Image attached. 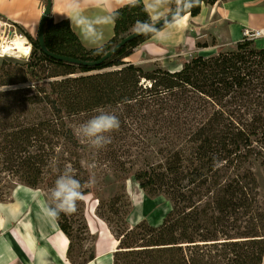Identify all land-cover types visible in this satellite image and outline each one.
<instances>
[{"label":"trees","instance_id":"16d2710c","mask_svg":"<svg viewBox=\"0 0 264 264\" xmlns=\"http://www.w3.org/2000/svg\"><path fill=\"white\" fill-rule=\"evenodd\" d=\"M159 1L170 5V12L186 2ZM216 1L194 0L176 18L128 42L99 67L53 60L37 38L19 28L33 50L25 69L5 68V63L0 67V203L19 185L51 190L57 165L72 163L64 156L70 155L67 149L60 155L61 147L79 143L68 127L72 117L110 110L122 126L143 115L175 131L160 138L166 148L159 147V159L145 160L131 175L148 196L167 198L172 209L159 225L143 220L130 227V212L116 207L122 197L114 200L109 210L124 222L112 232L118 242L114 264H264V202L254 174L255 165L264 169V49L244 37L230 50L221 46L207 57L198 53L175 72H146L125 62L155 34ZM111 17L114 37L97 49L85 48L68 20L55 23L51 18L45 26L46 47L54 54L97 61L154 23L141 0L125 4ZM197 47L209 44L199 42ZM44 64L62 71L43 76ZM52 77L61 78L48 80ZM179 109L195 115L179 117ZM80 181L84 185L86 180ZM56 221L70 241L71 263L92 261L94 253L83 262L72 256L67 215Z\"/></svg>","mask_w":264,"mask_h":264},{"label":"crops","instance_id":"0c3cea01","mask_svg":"<svg viewBox=\"0 0 264 264\" xmlns=\"http://www.w3.org/2000/svg\"><path fill=\"white\" fill-rule=\"evenodd\" d=\"M51 1V18L54 22L68 20L82 45L87 49H97L114 37L115 23L111 13L134 0ZM141 1L154 21L170 13V5L162 4L159 0ZM45 6L44 0H0V17L35 36ZM93 30L101 37L95 42L85 38V32L91 34ZM250 30H264V0H217L214 4L202 5L197 16L186 14L173 22L143 43L126 60L141 54L154 63L163 64L165 60L170 62L173 59L179 47L192 49L199 42L208 43L209 47L203 49H211L216 53L219 47L232 46L242 40L244 33ZM209 39L215 40L216 45L212 46ZM255 44L264 49V38L256 39ZM182 53L183 50L178 52L180 56ZM130 62L137 65L133 60ZM180 67L174 66L168 70L175 72ZM23 200L13 205L11 211L20 204L24 205L26 202ZM33 205L37 212L33 210L28 214L31 222L29 217L24 218L20 226L12 221H4L5 227L0 228V264H72L68 258V237L61 231L56 219L46 216L42 211L48 204L43 200H35ZM43 224L49 225L52 232H46ZM62 237L66 241L65 248L60 245ZM112 237V243L96 245L95 258L85 264H114L118 242Z\"/></svg>","mask_w":264,"mask_h":264},{"label":"rangeland","instance_id":"374dc122","mask_svg":"<svg viewBox=\"0 0 264 264\" xmlns=\"http://www.w3.org/2000/svg\"><path fill=\"white\" fill-rule=\"evenodd\" d=\"M18 30L21 34L25 35L19 28ZM33 37L37 38V35ZM28 41L31 44L32 53L33 45L29 39ZM230 48L231 46L229 45L225 47L226 50H230ZM180 50H183L181 56L178 54ZM175 52L177 54H174L173 59H169L170 62L165 60L166 63L163 64L154 63L141 54L132 57V59L125 60V62L131 63L130 60H133L136 62V66L143 68L146 72H152L159 68L168 70L174 68V66L182 67L183 62L190 61L198 53L206 57L210 56L214 53V50L203 48L198 50V47H193L192 49L179 47ZM29 58L30 56L26 57L24 55L0 58V67L5 63V68L8 65H12L17 66L18 69H25ZM40 71L43 76H50L62 70L54 69L48 64H44ZM78 74L82 75L83 73L80 72ZM60 78L52 77L48 78V80ZM143 84L150 86V83L145 80H143ZM105 111L114 113V111L110 110ZM175 113L179 117L189 119L195 115L194 111L188 112L183 109H179ZM96 114L97 112L81 117H72L69 120L68 127L71 128L79 143L67 144V147H61L60 155L63 153V150L67 149L70 155L64 153V156L71 157L72 163H68L66 166L60 168L57 165L55 172L57 178L65 167H71L74 169L77 179L86 180L85 184L82 185L83 191L90 192L83 195L82 199L78 202L77 211L74 214L67 215L69 224L72 226L74 240L72 256L78 262L87 260L94 253L96 245H102L103 242L106 244H109L110 241L111 243L113 242V234L111 233L119 229L124 223L122 222L121 215L115 216L109 210L110 204L118 197L122 198H120L116 207L120 211L130 212L126 217L127 224L130 227H134L143 220L156 226L172 209V204L167 198L163 196H148L140 189L139 184L131 174L142 166L145 160L156 162L159 159L160 155L157 152L159 147L166 148V146L162 145L163 140H160V138H168L167 134L174 132L175 129L168 124H166L167 126L160 125L154 119L144 117L143 115L131 117L128 120L125 119V124L120 125L118 131L111 133L110 144L103 149L97 150L91 147L85 140L78 138L76 131L78 124ZM164 115L166 116V113ZM79 154L80 160H77ZM254 174L260 186L261 200L264 202V169L259 165H255ZM88 176L89 179L94 177V183L87 182ZM23 187L26 186H17L13 190L11 198L6 202L0 203V220L8 222L5 215L13 209V205H16L22 199L20 195L24 192ZM50 191L48 189L32 190L33 198L30 201L34 203L35 200H43L49 205L52 203Z\"/></svg>","mask_w":264,"mask_h":264},{"label":"clouds","instance_id":"9594fccd","mask_svg":"<svg viewBox=\"0 0 264 264\" xmlns=\"http://www.w3.org/2000/svg\"><path fill=\"white\" fill-rule=\"evenodd\" d=\"M85 38L95 42L101 37L99 33L93 30L91 34L85 32ZM119 128L120 119L115 113L98 109L96 115L78 124L76 131L78 138L85 140L91 147L100 150L111 143V133L118 131ZM89 182L94 183V177L90 178ZM83 194L82 183L76 178L74 169L65 167L51 188L50 199L52 203L46 205L42 211L52 219L58 218L61 214H74Z\"/></svg>","mask_w":264,"mask_h":264},{"label":"water","instance_id":"95a60500","mask_svg":"<svg viewBox=\"0 0 264 264\" xmlns=\"http://www.w3.org/2000/svg\"><path fill=\"white\" fill-rule=\"evenodd\" d=\"M194 0H186V2L175 9L173 12H170L166 16L160 18L159 20H155L154 23L147 27L144 30L134 32L130 34L128 37H126L124 40H122L118 45H116L112 50L108 51L101 59L97 61H92V62H86L82 61L76 58H71L68 56H62L58 54L51 53L45 44L44 40V32H45V26L47 22L51 19V10H52V1L48 0L47 4L45 6V9L43 11L39 27H38V34H37V39L40 45V48L42 52L52 58L53 60L61 61V62H66L69 64L73 65H78V66H84V67H99L101 66L106 60L110 59L112 56H114L116 53L119 52V50L124 47L128 42H131L132 40L138 39L139 37L145 36L151 32H154L158 30L159 28L163 27L167 22L171 21L173 18H176L179 14H181L183 11H185L188 6L193 2Z\"/></svg>","mask_w":264,"mask_h":264},{"label":"bare ground","instance_id":"6f19581e","mask_svg":"<svg viewBox=\"0 0 264 264\" xmlns=\"http://www.w3.org/2000/svg\"><path fill=\"white\" fill-rule=\"evenodd\" d=\"M11 46H14V48L16 49L15 53L17 55H27L29 53V46L27 45V40L25 38H20V37H15L14 39L11 40V44H8ZM24 188V192L22 193V198L24 199V205L20 204L18 205V208L16 207V209L14 211H11L9 213H6V219L8 221H12L15 222L16 225H19L20 223H22L24 218L29 217L28 214H30V212H33V210L35 212H37L34 209V205L33 203L30 201L33 198V193L32 190L30 188L27 187H23ZM31 202V203H30ZM0 209H1V205H0ZM20 214V215H19ZM29 222H31V218L29 217ZM27 221V220H25ZM20 226V225H19ZM5 227V223L4 221L0 220V228H4ZM43 229L46 230V232L51 233V229L49 225H45L43 224ZM61 247L65 248L66 246V241L65 239L62 237L61 238ZM28 241L30 242V239H28Z\"/></svg>","mask_w":264,"mask_h":264},{"label":"built area","instance_id":"2783aa9c","mask_svg":"<svg viewBox=\"0 0 264 264\" xmlns=\"http://www.w3.org/2000/svg\"><path fill=\"white\" fill-rule=\"evenodd\" d=\"M15 37L25 38L27 40V45L29 46V53L24 55L29 57L31 54V44L28 41V38L21 34L18 28L9 23L4 18L0 17V58L20 56L15 53L16 49L14 46L8 45L11 44V40ZM244 37L249 40H256L264 38V30H250L244 33Z\"/></svg>","mask_w":264,"mask_h":264}]
</instances>
